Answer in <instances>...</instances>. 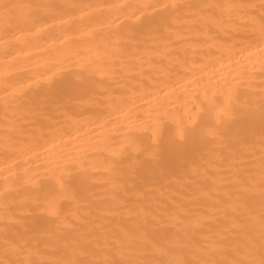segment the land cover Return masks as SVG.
Segmentation results:
<instances>
[{
  "label": "bare ground",
  "instance_id": "obj_1",
  "mask_svg": "<svg viewBox=\"0 0 264 264\" xmlns=\"http://www.w3.org/2000/svg\"><path fill=\"white\" fill-rule=\"evenodd\" d=\"M262 3L0 0V262L244 258Z\"/></svg>",
  "mask_w": 264,
  "mask_h": 264
},
{
  "label": "snow or ice",
  "instance_id": "obj_2",
  "mask_svg": "<svg viewBox=\"0 0 264 264\" xmlns=\"http://www.w3.org/2000/svg\"><path fill=\"white\" fill-rule=\"evenodd\" d=\"M120 7H127V5H119ZM10 6H5L4 16L5 19H10L8 9ZM31 7V6H29ZM39 7H49L48 5H40ZM69 7H75L70 5ZM163 9L176 10L183 7H192V5H183L176 2H169L160 5ZM206 7H251L250 5H206ZM261 8L264 9V3L261 4ZM140 17H137L139 19ZM261 37L264 40V13L261 15L260 25ZM264 107V105H262ZM260 157L258 166V176L256 171H250V174L243 178V183L248 189H254L259 187L261 193V204L259 212L256 209L247 207L244 209L242 228L247 230L246 247L239 249V252L244 258H234L226 261H216L211 258H202L189 260L181 257L168 259V260H137L131 262V264H264V131H262L260 139ZM258 225V232L255 230ZM258 240V249H257ZM183 250L177 245L172 247H165L160 249L161 255H169L172 252H182ZM201 251L205 255H210L212 249L210 247H204ZM3 264V262H0ZM9 264H82L79 260H66V261H46V260H27V261H10ZM88 264H110L108 261L93 260L88 261Z\"/></svg>",
  "mask_w": 264,
  "mask_h": 264
}]
</instances>
